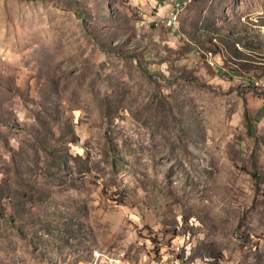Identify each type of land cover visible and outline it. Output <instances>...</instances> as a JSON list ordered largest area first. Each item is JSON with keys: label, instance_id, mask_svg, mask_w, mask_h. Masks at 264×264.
Here are the masks:
<instances>
[{"label": "rangeland", "instance_id": "obj_1", "mask_svg": "<svg viewBox=\"0 0 264 264\" xmlns=\"http://www.w3.org/2000/svg\"><path fill=\"white\" fill-rule=\"evenodd\" d=\"M0 264H264V0H0Z\"/></svg>", "mask_w": 264, "mask_h": 264}, {"label": "bare ground", "instance_id": "obj_2", "mask_svg": "<svg viewBox=\"0 0 264 264\" xmlns=\"http://www.w3.org/2000/svg\"><path fill=\"white\" fill-rule=\"evenodd\" d=\"M178 6L179 5L176 3L173 9V12L165 19V24L170 25V26L175 24L176 19H177Z\"/></svg>", "mask_w": 264, "mask_h": 264}, {"label": "built area", "instance_id": "obj_3", "mask_svg": "<svg viewBox=\"0 0 264 264\" xmlns=\"http://www.w3.org/2000/svg\"><path fill=\"white\" fill-rule=\"evenodd\" d=\"M173 20V19H172Z\"/></svg>", "mask_w": 264, "mask_h": 264}, {"label": "trees", "instance_id": "obj_4", "mask_svg": "<svg viewBox=\"0 0 264 264\" xmlns=\"http://www.w3.org/2000/svg\"><path fill=\"white\" fill-rule=\"evenodd\" d=\"M226 36V35H225Z\"/></svg>", "mask_w": 264, "mask_h": 264}]
</instances>
